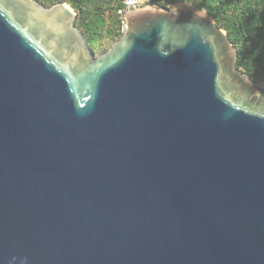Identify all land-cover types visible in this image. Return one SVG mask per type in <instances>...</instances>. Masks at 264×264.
<instances>
[{
	"label": "water",
	"instance_id": "water-1",
	"mask_svg": "<svg viewBox=\"0 0 264 264\" xmlns=\"http://www.w3.org/2000/svg\"><path fill=\"white\" fill-rule=\"evenodd\" d=\"M66 3L0 0V264H264V81L188 2L95 57Z\"/></svg>",
	"mask_w": 264,
	"mask_h": 264
},
{
	"label": "trees",
	"instance_id": "trees-1",
	"mask_svg": "<svg viewBox=\"0 0 264 264\" xmlns=\"http://www.w3.org/2000/svg\"><path fill=\"white\" fill-rule=\"evenodd\" d=\"M46 7L70 5L76 25L95 57L109 51L123 36L121 0H37ZM154 8L170 9L188 2L206 11L224 29L238 55L237 67L254 82L264 81V0H151Z\"/></svg>",
	"mask_w": 264,
	"mask_h": 264
},
{
	"label": "built area",
	"instance_id": "built-area-1",
	"mask_svg": "<svg viewBox=\"0 0 264 264\" xmlns=\"http://www.w3.org/2000/svg\"><path fill=\"white\" fill-rule=\"evenodd\" d=\"M145 7H152V5H147ZM144 8L142 0H121V7L118 9V14L122 17V30L124 31L126 27L125 18L130 13L138 11Z\"/></svg>",
	"mask_w": 264,
	"mask_h": 264
},
{
	"label": "rangeland",
	"instance_id": "rangeland-1",
	"mask_svg": "<svg viewBox=\"0 0 264 264\" xmlns=\"http://www.w3.org/2000/svg\"><path fill=\"white\" fill-rule=\"evenodd\" d=\"M151 3H152L151 0H142V4L144 5V7L147 6V5H150Z\"/></svg>",
	"mask_w": 264,
	"mask_h": 264
}]
</instances>
